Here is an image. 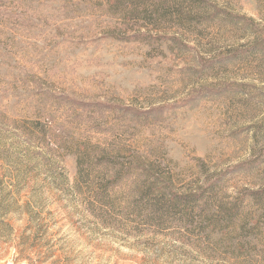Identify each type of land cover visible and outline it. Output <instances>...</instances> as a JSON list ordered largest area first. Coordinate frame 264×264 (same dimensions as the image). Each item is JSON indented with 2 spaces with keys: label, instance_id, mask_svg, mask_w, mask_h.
Returning <instances> with one entry per match:
<instances>
[{
  "label": "rangeland",
  "instance_id": "obj_1",
  "mask_svg": "<svg viewBox=\"0 0 264 264\" xmlns=\"http://www.w3.org/2000/svg\"><path fill=\"white\" fill-rule=\"evenodd\" d=\"M173 1L0 0V264H264V0Z\"/></svg>",
  "mask_w": 264,
  "mask_h": 264
},
{
  "label": "trees",
  "instance_id": "obj_2",
  "mask_svg": "<svg viewBox=\"0 0 264 264\" xmlns=\"http://www.w3.org/2000/svg\"><path fill=\"white\" fill-rule=\"evenodd\" d=\"M192 3H195V1L193 2V1H191ZM173 4H175V7L173 6V8H178L180 5H181V2L179 1V0H177V1H173L172 2ZM193 6V5H192ZM175 14V13H174ZM179 14V17L180 16H182V15H180V13H178Z\"/></svg>",
  "mask_w": 264,
  "mask_h": 264
}]
</instances>
